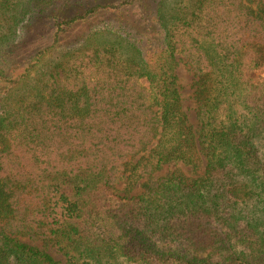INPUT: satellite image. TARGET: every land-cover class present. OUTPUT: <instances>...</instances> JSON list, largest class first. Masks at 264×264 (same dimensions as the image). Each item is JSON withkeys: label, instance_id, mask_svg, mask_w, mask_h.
<instances>
[{"label": "trees", "instance_id": "16d2710c", "mask_svg": "<svg viewBox=\"0 0 264 264\" xmlns=\"http://www.w3.org/2000/svg\"><path fill=\"white\" fill-rule=\"evenodd\" d=\"M151 1L67 17L62 0H0V264H61L22 237L52 243L67 264H264V0H174L170 10L160 0L163 35L142 46L121 36L128 60L119 43L89 36L38 63L81 17ZM45 13L53 42L17 73L4 56L19 22ZM178 53L197 78L196 127ZM204 159L194 179L154 175ZM143 178V192L118 194L119 182L130 192Z\"/></svg>", "mask_w": 264, "mask_h": 264}, {"label": "rangeland", "instance_id": "374dc122", "mask_svg": "<svg viewBox=\"0 0 264 264\" xmlns=\"http://www.w3.org/2000/svg\"><path fill=\"white\" fill-rule=\"evenodd\" d=\"M63 5V15L71 17L75 14H81L86 9L95 6L98 3H118L120 1L126 0H62ZM160 0H152V8L148 10L141 9L139 5L136 7L124 6L119 9H102L92 14L90 16L81 17V19L72 22L66 27V29L61 32L60 41L51 49L47 50L38 63H52L56 61L60 56L66 51L75 50L84 47V40L87 37L98 43L102 41H113L114 43H119L118 40L121 36H127L132 43L142 44V37L147 35L152 36V39L162 36L163 34H157L155 27L158 23L154 18L158 14V7ZM150 3V2H149ZM174 0H167L165 5V10H170ZM34 14H30L23 18L24 20L19 22V29L16 32L14 41H20L17 45L15 44L12 48V53L10 55L5 54L4 57H8L7 63L11 62V58L14 57L16 62L19 63L17 73L23 70V67L33 60V57L37 54L40 49H44L50 46L53 42V28L51 27L52 19L48 17V14L38 15L33 17ZM96 34L98 36H96ZM121 39H123L121 37ZM156 43V42H154ZM126 42L120 44V54L128 60L129 55H131V48L125 47ZM142 46V45H141ZM130 50V51H128ZM128 51V52H127ZM178 64L176 67V73L178 76V85L183 98V106L185 111L189 116L190 122L196 127L198 125L197 119V101L194 97V91L196 89V74L191 64L187 59L181 54H177ZM64 63V58H63ZM66 63V60H65ZM142 81L147 85L146 79ZM206 160L204 159L200 167L195 169L192 166L186 165L182 162L169 163L164 165V167L155 172L156 176H164L171 174H182L189 179H194L203 176L205 171ZM147 178L141 179L130 192L126 190V182L121 181L116 186L119 189V195H137L145 190L144 182ZM1 224V218H0ZM23 240L30 241L31 243L37 244L41 247H45L49 253H51L61 264H67L66 258L62 252L58 250L56 246L52 243L46 244L43 240L32 241L28 237H22ZM155 239L160 246L170 247L172 243L169 241L160 239L156 236ZM125 264V263H124Z\"/></svg>", "mask_w": 264, "mask_h": 264}]
</instances>
